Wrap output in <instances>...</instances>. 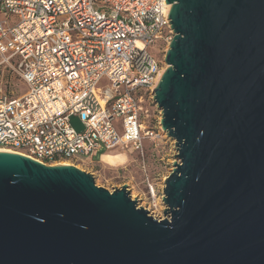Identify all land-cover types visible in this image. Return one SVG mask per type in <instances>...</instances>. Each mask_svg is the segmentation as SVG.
Here are the masks:
<instances>
[{
	"label": "water",
	"instance_id": "water-1",
	"mask_svg": "<svg viewBox=\"0 0 264 264\" xmlns=\"http://www.w3.org/2000/svg\"><path fill=\"white\" fill-rule=\"evenodd\" d=\"M165 1L169 219L126 186L0 153V264H264V0Z\"/></svg>",
	"mask_w": 264,
	"mask_h": 264
},
{
	"label": "built area",
	"instance_id": "built-area-1",
	"mask_svg": "<svg viewBox=\"0 0 264 264\" xmlns=\"http://www.w3.org/2000/svg\"><path fill=\"white\" fill-rule=\"evenodd\" d=\"M170 8L165 0H0V57L28 88L18 98L0 96V148L44 165H99L101 150L132 147L145 172L142 208L169 219L146 173L143 142L163 148L170 139L153 101L166 64L148 53L161 41L165 56L174 36ZM145 89L158 117L143 106ZM72 116L81 132L70 127ZM96 153L95 163L79 161Z\"/></svg>",
	"mask_w": 264,
	"mask_h": 264
},
{
	"label": "rangeland",
	"instance_id": "rangeland-1",
	"mask_svg": "<svg viewBox=\"0 0 264 264\" xmlns=\"http://www.w3.org/2000/svg\"><path fill=\"white\" fill-rule=\"evenodd\" d=\"M162 46L163 43L157 41L148 48V53L158 62L164 61L161 50ZM166 50H168V47ZM164 68L165 67H163V69ZM108 85L109 82L105 78H102L98 83V87L101 88H105ZM27 91L28 88L26 84L20 82L19 76L13 69V63L11 62L9 64L0 57V96L18 98L26 94ZM138 93H141L142 98L145 100L143 106H149L154 116L158 117V110H156L155 105L148 100L147 90L145 89ZM115 123H118V120H116ZM69 125L76 132H81L83 130V124L76 116L69 118ZM143 149L146 173L152 179L157 195L162 196L165 178L174 169L173 164L178 162L176 159L177 152L175 141L170 138L167 141V145L163 148L154 147L151 141H144ZM100 154H109L110 156H104V164L87 165L69 162L70 166L90 174L96 186L103 187L110 192L122 186H126L129 190L131 200H135L138 207H146L148 202L144 195L146 191V185L144 183L145 172L142 168V162L138 156V152L130 147L127 150L118 148L111 152L101 150ZM98 159L99 153L94 154L91 158L79 156V161L81 160L83 162L91 160L95 163Z\"/></svg>",
	"mask_w": 264,
	"mask_h": 264
},
{
	"label": "bare ground",
	"instance_id": "bare-ground-1",
	"mask_svg": "<svg viewBox=\"0 0 264 264\" xmlns=\"http://www.w3.org/2000/svg\"><path fill=\"white\" fill-rule=\"evenodd\" d=\"M168 47H169V46H168ZM165 51H167V50H165ZM166 68H167V65H166L165 68L160 72V74H159V78H158V83L160 82L161 78L163 77V75H164V73H165V71H166ZM158 83H157V85H158ZM155 88H156V87H155ZM154 90H155V89H154ZM0 153H3V154H10V155H15V156H19V157H22V158H26V159H28V160H32L31 158L21 156V155H19V154L13 152V151H11V150L4 149V148H0ZM104 156H106V157H110L109 154H105V155H103L102 158H101V163H103V164L105 163V162H104ZM32 161H34V160H32ZM35 162H36V161H35ZM70 163H71V162H70ZM70 163H69V161H60V162H58V163L56 164V166H67V167H72V166H70ZM50 166H51V165H50ZM165 179H166V178H165Z\"/></svg>",
	"mask_w": 264,
	"mask_h": 264
},
{
	"label": "crops",
	"instance_id": "crops-1",
	"mask_svg": "<svg viewBox=\"0 0 264 264\" xmlns=\"http://www.w3.org/2000/svg\"><path fill=\"white\" fill-rule=\"evenodd\" d=\"M105 159V158H104Z\"/></svg>",
	"mask_w": 264,
	"mask_h": 264
}]
</instances>
